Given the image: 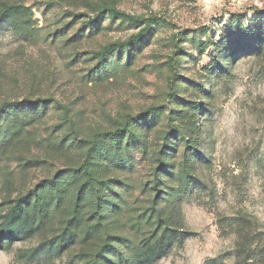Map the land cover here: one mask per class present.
<instances>
[{
  "label": "rangeland",
  "instance_id": "374dc122",
  "mask_svg": "<svg viewBox=\"0 0 264 264\" xmlns=\"http://www.w3.org/2000/svg\"><path fill=\"white\" fill-rule=\"evenodd\" d=\"M51 1L58 2L0 0L30 7L34 27L33 38L28 39L14 33L9 24H0V101H20L26 96L53 99L68 109L72 127L84 136L97 129H110L109 118L136 115L152 106L164 108L165 117L176 105L185 106L194 100L200 103L195 86L207 87L216 78L217 69H210L213 46L230 24L250 30L255 22L264 23V0H119L120 11L136 17H156L163 23L152 26L129 65L122 57L111 73L104 72L95 80L88 72L93 62L87 53L125 40L139 28L113 24L93 37L76 38L78 41L72 43L70 37L80 21L67 35L53 33L69 21L68 14L83 15L86 8L68 0L61 6H45ZM197 39L210 43L202 53L196 48ZM174 61L179 64L172 65ZM230 64L227 76L210 85V116H199L207 124L202 130L205 158L196 168L191 195L181 204L185 239L153 264H205L209 260L237 264V236L227 223L239 217L251 221L255 231V251L247 264H264V52L236 54ZM172 95H178V101H171ZM60 114L53 105L48 106L42 123L29 127L33 132L1 156L0 211L8 197L30 189L65 164L62 158H51L55 155L51 148L54 139L70 131ZM68 155L73 159L79 156L72 150ZM35 158H46V162L36 165L32 162ZM149 165V160H140L133 173L122 172L135 180L130 189L120 188L124 207L135 201L136 180L148 172ZM61 219V209L54 210L34 238L15 242L10 250H0V264H48L29 262L20 254L54 231ZM80 247L79 241L73 243L69 255ZM53 264L79 262L73 263L65 255Z\"/></svg>",
  "mask_w": 264,
  "mask_h": 264
},
{
  "label": "trees",
  "instance_id": "16d2710c",
  "mask_svg": "<svg viewBox=\"0 0 264 264\" xmlns=\"http://www.w3.org/2000/svg\"><path fill=\"white\" fill-rule=\"evenodd\" d=\"M65 1H51L45 6H61ZM68 1L83 4L86 13L68 14L69 21L55 30L53 36L67 35L79 21V27L70 37L72 43L78 41L76 38L93 37L113 24L139 28L125 40L107 43L87 53L93 62L88 72L95 80L101 79L104 72L111 73L122 57L129 65L130 57L140 52L152 26L163 23L156 17H136L120 11L119 0ZM32 18L30 7L0 3V24H9L14 33L28 39L34 35ZM194 42L199 53L210 46L200 39ZM213 49L210 69H217L216 78L209 81L207 87L195 86L196 100L200 103L194 100L187 101L189 104L185 106L176 105L165 117L164 108L152 106L136 115L109 118L110 129H97L88 136L72 127L68 109L53 99L26 96L20 101H0V158L12 144L33 132L28 131L29 127L42 123L50 105L61 111V119L69 124L70 130L62 132L51 145L55 153L51 158H62L65 164L2 204L0 250H10L15 242L34 238L56 209L62 211L60 225L48 236H42L37 245L22 251L21 259L53 264L68 255L69 261L79 264H153L165 257L173 246L181 244L186 236L181 204L191 195L197 179L196 168L205 158L202 130L207 124H203L199 116L208 118L211 114L210 85L227 76L230 59L236 54L261 55L264 52V23L255 22L250 30L241 24H230ZM178 64L174 61L172 65ZM175 77L172 76V80ZM206 78L208 81L209 77ZM177 97L172 95L171 101H178ZM163 122V128L154 132ZM153 132L154 137L150 138ZM49 140L46 136L45 141ZM71 150L79 155L77 159L69 157ZM144 159L150 161L148 172L136 180L135 201L124 207L120 188L130 189L135 180L122 172L133 173ZM45 160L35 158L32 162L37 165ZM227 226L237 236V264H247L255 251L253 224L239 217L229 219ZM76 241L82 247L69 255V247ZM205 264L218 263L209 260Z\"/></svg>",
  "mask_w": 264,
  "mask_h": 264
}]
</instances>
